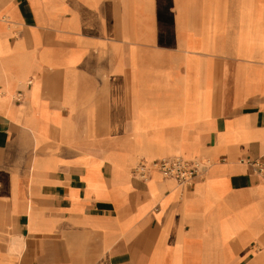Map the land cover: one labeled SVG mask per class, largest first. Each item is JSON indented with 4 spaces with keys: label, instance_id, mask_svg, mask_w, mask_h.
Returning a JSON list of instances; mask_svg holds the SVG:
<instances>
[{
    "label": "crops",
    "instance_id": "crops-1",
    "mask_svg": "<svg viewBox=\"0 0 264 264\" xmlns=\"http://www.w3.org/2000/svg\"><path fill=\"white\" fill-rule=\"evenodd\" d=\"M263 156L264 0H0V264H264Z\"/></svg>",
    "mask_w": 264,
    "mask_h": 264
},
{
    "label": "built area",
    "instance_id": "built-area-1",
    "mask_svg": "<svg viewBox=\"0 0 264 264\" xmlns=\"http://www.w3.org/2000/svg\"><path fill=\"white\" fill-rule=\"evenodd\" d=\"M245 163L252 172L264 179V156L258 159H247ZM208 160L184 156L162 157L153 161H139L133 173L143 180L150 178L152 172H158L166 179H172L178 186H188L204 177L210 166Z\"/></svg>",
    "mask_w": 264,
    "mask_h": 264
}]
</instances>
